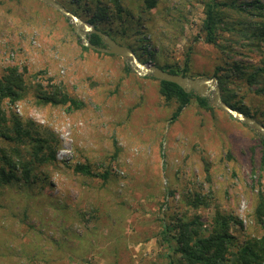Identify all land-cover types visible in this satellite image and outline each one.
<instances>
[{
    "label": "rangeland",
    "instance_id": "1",
    "mask_svg": "<svg viewBox=\"0 0 264 264\" xmlns=\"http://www.w3.org/2000/svg\"><path fill=\"white\" fill-rule=\"evenodd\" d=\"M56 1L85 21L90 6L111 7V0ZM226 1L234 7L224 8L227 23L218 30L224 53L203 40L202 0H156L148 11L143 0H121V15L111 7L100 26L141 61L182 65L188 56V74L212 76L218 64H258L264 56V41L253 37L264 30V0ZM80 45L70 20L43 0H0V69L25 67L32 82L49 78L83 103L40 105L32 92L3 101L6 113L50 129L58 146L56 160L38 166L29 184L0 185V264H184L162 223L195 212L208 226L215 205L240 221L229 229L236 243L260 235L252 214L264 195L260 136L194 99L170 122L175 104L159 95L156 79ZM254 88L243 84L242 104L264 124V94ZM78 162L110 173L106 180L76 174ZM188 190L212 194L213 203L189 207Z\"/></svg>",
    "mask_w": 264,
    "mask_h": 264
},
{
    "label": "trees",
    "instance_id": "2",
    "mask_svg": "<svg viewBox=\"0 0 264 264\" xmlns=\"http://www.w3.org/2000/svg\"><path fill=\"white\" fill-rule=\"evenodd\" d=\"M143 2L145 10L148 11L155 5L156 0H143ZM257 2L253 1L254 6L262 7ZM202 6L203 18L200 30L203 32V40L221 48L224 53L226 48L219 43L218 30L227 23L224 8L234 7V3L226 0H202ZM111 7L115 15H121L123 11L121 0H111ZM111 7L104 3L90 6L87 11H90L91 14L88 15L86 21L120 43L110 30L100 26L101 21H108L112 16L109 11ZM237 8L246 10L241 6ZM67 9L78 14L71 7H67ZM87 37L91 43L102 45L99 35L89 33ZM253 37L257 40L256 44L264 41V30L253 32ZM80 47L84 50L96 51L83 45ZM154 64L171 73L182 72L184 75H190L188 74V56L182 65ZM229 64V66L218 64L213 71V75L218 80L221 98L232 108L254 117L243 106V94L239 92L243 84H246L255 87L253 90L255 94H264V56L258 64L238 60H232ZM124 69L129 71L126 65H124ZM28 75L25 67L19 70L16 65L0 69V185H6L13 181L29 184L35 179V169L38 166L53 163L56 160L55 153L58 146V140L50 129L39 126L29 118L6 113L2 108L4 100L14 103L24 99L28 93L32 92L35 103L40 105H59L67 110L83 106L80 100L70 95L64 85L56 84L49 78H47L46 84L41 81L32 82ZM147 77L153 78L152 76ZM157 82L159 95L166 103L175 104L169 117L170 122L178 117L191 99L197 102L199 108H214L208 99L193 92H185L173 82L164 80H157ZM258 121L260 120L258 119ZM259 142L262 146L261 160L264 163V138L260 137ZM71 168L76 174L98 177L101 180H106L110 173L109 169L98 171L91 165L80 162L75 163ZM169 192L172 193L171 190ZM187 192L185 199L189 207L197 208L213 203V195L210 193L198 190H188ZM252 214L260 225L261 233L246 237L240 244L236 243V237L229 231L232 223L240 224V221L232 213L219 209L216 205L208 226L203 225L201 215L195 212L191 214L184 212L180 215L174 214L171 217V223H162L161 234L166 240L169 236L173 239V250L184 264H264V195L262 192L256 195Z\"/></svg>",
    "mask_w": 264,
    "mask_h": 264
},
{
    "label": "water",
    "instance_id": "3",
    "mask_svg": "<svg viewBox=\"0 0 264 264\" xmlns=\"http://www.w3.org/2000/svg\"><path fill=\"white\" fill-rule=\"evenodd\" d=\"M43 1L60 11L70 20L72 30L79 39L81 45L102 53L120 56L128 69L135 72L138 76H152L157 80L173 82L181 87L185 92H193L200 97L208 99L211 106L217 107L222 111L229 113L232 117L241 121L246 127L252 129L260 137L264 138L263 123L237 109L232 108L225 101H223L216 76H190L184 75L182 72L171 73L163 70L154 63L141 61L131 47L118 43L108 34L95 28L87 21L79 18L58 1ZM89 33L99 35L102 45H95L91 43L87 37Z\"/></svg>",
    "mask_w": 264,
    "mask_h": 264
}]
</instances>
